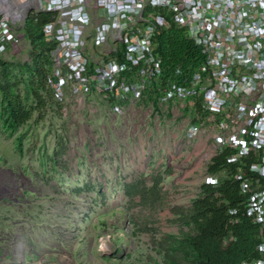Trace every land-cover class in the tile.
<instances>
[{"label": "rangeland", "instance_id": "obj_1", "mask_svg": "<svg viewBox=\"0 0 264 264\" xmlns=\"http://www.w3.org/2000/svg\"><path fill=\"white\" fill-rule=\"evenodd\" d=\"M30 49L25 39L0 57L22 64ZM54 91L41 119L10 136L0 121V264H153L154 241L186 229L200 185L227 175L206 171L210 137L186 138L176 102L149 92L113 108L68 84ZM155 182L156 195L127 192Z\"/></svg>", "mask_w": 264, "mask_h": 264}, {"label": "built area", "instance_id": "obj_2", "mask_svg": "<svg viewBox=\"0 0 264 264\" xmlns=\"http://www.w3.org/2000/svg\"><path fill=\"white\" fill-rule=\"evenodd\" d=\"M33 14L53 15L40 32L55 43V89L68 84L113 108L149 92L176 102L186 138L208 134L212 156L229 149L228 160L246 166L256 154L234 174L242 198L228 221L258 225V256L242 264H264V0H0V56L19 50ZM167 15L202 53L169 72L154 23L168 26Z\"/></svg>", "mask_w": 264, "mask_h": 264}, {"label": "trees", "instance_id": "obj_3", "mask_svg": "<svg viewBox=\"0 0 264 264\" xmlns=\"http://www.w3.org/2000/svg\"><path fill=\"white\" fill-rule=\"evenodd\" d=\"M159 11L163 12L162 9ZM52 16L33 14L27 18L25 34L31 47L28 61L15 64L0 57V121L8 136L35 112L41 119L50 100H53L56 79L53 78L50 52L55 43L45 40L40 32L41 23ZM166 17L168 26L154 22L159 64L167 72L178 62L196 64L202 59L200 48L188 37L185 28L177 26L169 15ZM155 98H151L154 105L157 103ZM15 147L21 153L20 136L15 140ZM230 153L229 149H225L210 158L207 173L226 170L227 175L216 185L208 181L200 185L199 195L192 199L188 212L181 214L186 229L154 241L158 256L153 258V264H242L258 256V225L250 219L237 224L228 221L229 209L236 207L242 198L234 174L238 167L247 171V166L256 161V154L252 152L242 158V163L246 162L244 166L229 161L227 157ZM156 186L157 182L147 188L132 186L127 192L141 193L146 198L149 193H158ZM75 190L80 192L82 186Z\"/></svg>", "mask_w": 264, "mask_h": 264}]
</instances>
